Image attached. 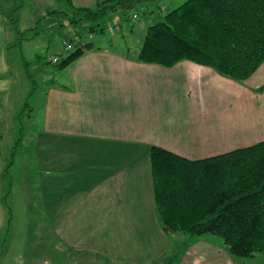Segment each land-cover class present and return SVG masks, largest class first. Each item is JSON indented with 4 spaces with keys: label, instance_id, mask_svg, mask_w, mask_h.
I'll list each match as a JSON object with an SVG mask.
<instances>
[{
    "label": "crops",
    "instance_id": "crops-1",
    "mask_svg": "<svg viewBox=\"0 0 264 264\" xmlns=\"http://www.w3.org/2000/svg\"><path fill=\"white\" fill-rule=\"evenodd\" d=\"M7 34L0 15V94L12 88ZM113 43H94L67 65L68 85L45 90L38 142L46 146V173L69 182L55 206L59 189L48 179V225L70 253H110L119 264H142L155 253L162 264L180 263L161 253L175 239L163 232L155 210L149 148L197 160L264 140V61L236 81L189 60L170 67L140 62L135 55L141 43L125 51ZM167 95L192 98L189 108L166 109L158 101ZM56 164L61 170H54ZM180 236L187 238L180 253L190 264H199V253L206 264L231 263L227 253H214L213 244L204 243L207 249L199 252L192 247L201 240Z\"/></svg>",
    "mask_w": 264,
    "mask_h": 264
},
{
    "label": "trees",
    "instance_id": "trees-1",
    "mask_svg": "<svg viewBox=\"0 0 264 264\" xmlns=\"http://www.w3.org/2000/svg\"><path fill=\"white\" fill-rule=\"evenodd\" d=\"M145 1L101 0L93 8L71 6L65 14L77 39H70V51L62 48L55 65L63 68L93 48V41L83 37L102 32L101 20L108 12ZM17 8L0 4V15L21 35L25 31L18 27ZM121 23L119 16L107 27L113 30ZM135 59L167 67L189 60L242 81L264 61V0H185L147 26ZM22 67L31 81L29 96L35 81L23 57ZM22 130L21 125L5 171ZM149 162L155 210L165 231L189 236L212 233L234 256L252 257L258 251L264 255V140L197 160L151 145Z\"/></svg>",
    "mask_w": 264,
    "mask_h": 264
},
{
    "label": "rangeland",
    "instance_id": "rangeland-1",
    "mask_svg": "<svg viewBox=\"0 0 264 264\" xmlns=\"http://www.w3.org/2000/svg\"><path fill=\"white\" fill-rule=\"evenodd\" d=\"M99 1L101 0H0L4 8L18 7V27L21 31H25L17 35L6 24L8 32L6 56L10 69L9 74L12 78V88L0 94V149H2L0 154L6 151L4 154H7V162L10 159L15 139L21 133L18 131L21 125L23 126V137L21 136L20 142H17L13 161L8 171H5L7 162L4 164V169L0 171L2 184L0 187L2 210L0 212L3 214L0 217V264L121 263V261L114 263L110 253L84 255L70 253V250H73L70 248L64 249L65 245L60 241L61 237L56 227L48 225V222L52 224L53 218L50 215L51 211L47 210L48 197H50L48 195L50 180L48 179L54 178L56 186H53L59 189L54 196L55 206L59 204L60 199L64 198L63 188L68 180L63 179L58 173L55 175L46 173V146L38 142L43 140L42 102L46 88L50 84L68 85L71 77L69 66L58 68L50 59L46 60L57 51L60 52L65 42H72L70 39L76 38L74 27L66 18L65 13H69L71 6L93 8ZM184 1L147 0L136 3L125 10H113L102 18L101 22L105 27L102 32H87L83 38L90 39L95 44L114 42L112 48L118 51H125L126 47L134 48V45L138 46L143 40L149 24L161 20L165 12ZM133 14L137 16L133 18ZM119 16L122 22L121 28L110 30L111 28L107 27L108 24L119 20ZM114 27L116 26L112 28ZM19 40L20 46H15ZM22 57L27 62L28 70L35 81V90L29 96L27 95L31 81L24 74ZM26 97H28L27 100H25ZM191 99L186 98L185 95L173 97L167 95L161 97L158 103L166 109H176L178 106L183 111L189 108ZM20 110L23 113L20 114ZM54 170H61V167L56 164ZM86 174L91 175V172ZM78 182H85V179ZM1 189H4L3 192ZM162 230L175 239L169 242L168 248L161 250V253H166L168 257L164 260L169 261L176 257L180 259V263L172 260L170 264H190L189 256L185 257V253H180L185 248L184 243L187 240L180 236L184 233L165 231L163 228ZM197 239L201 241L197 244L198 246L192 247L193 250L203 252L207 249L203 244L211 243L215 249L214 253L229 255L231 259L229 264H264V255L259 251L253 255V259L230 254L220 236L216 234L195 235L190 241ZM199 254L202 256L199 264H206L207 256ZM156 257L154 253L152 259H147L142 264H162Z\"/></svg>",
    "mask_w": 264,
    "mask_h": 264
},
{
    "label": "built area",
    "instance_id": "built-area-1",
    "mask_svg": "<svg viewBox=\"0 0 264 264\" xmlns=\"http://www.w3.org/2000/svg\"><path fill=\"white\" fill-rule=\"evenodd\" d=\"M75 39H77V37ZM72 48H73L72 42H65L63 45V51L65 52L70 51ZM48 59H50L52 63H57L60 59V53H55L52 56H50V58Z\"/></svg>",
    "mask_w": 264,
    "mask_h": 264
}]
</instances>
